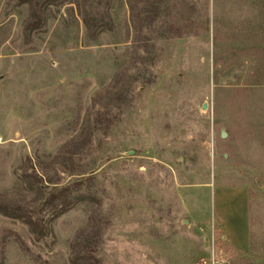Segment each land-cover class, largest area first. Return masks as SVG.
<instances>
[{
    "label": "rangeland",
    "instance_id": "rangeland-1",
    "mask_svg": "<svg viewBox=\"0 0 264 264\" xmlns=\"http://www.w3.org/2000/svg\"><path fill=\"white\" fill-rule=\"evenodd\" d=\"M185 2L138 37L128 0H111L113 29L92 42L75 4L35 26L0 0V196L36 210V175L45 198L87 196L42 238L0 213V264H71L83 233L99 264H264V0ZM239 187L250 247L234 254Z\"/></svg>",
    "mask_w": 264,
    "mask_h": 264
},
{
    "label": "trees",
    "instance_id": "trees-1",
    "mask_svg": "<svg viewBox=\"0 0 264 264\" xmlns=\"http://www.w3.org/2000/svg\"><path fill=\"white\" fill-rule=\"evenodd\" d=\"M172 2L189 4L185 0ZM172 2L171 0H128L138 37L142 34V29L146 24L153 25L162 20L164 24L167 23L165 18L169 17L172 5H174ZM22 3L30 6L31 23L33 21L38 23L35 26L47 23V20L39 18V11H44L50 6L75 4L86 27L88 40L96 42L102 33L113 29V21L108 13L111 0H82V3L80 0H22ZM35 26L29 22L28 29ZM79 184L63 188L55 187L48 198H45L47 187H44V177L37 175L27 177L28 190L41 198L42 203L36 210H31L24 204L25 196L20 197V200L0 196V213L6 217L23 221L37 238L46 237L55 220L87 200L86 195L79 194ZM97 245L95 238H89L84 233L79 235L71 246V264H99L95 255Z\"/></svg>",
    "mask_w": 264,
    "mask_h": 264
},
{
    "label": "crops",
    "instance_id": "crops-1",
    "mask_svg": "<svg viewBox=\"0 0 264 264\" xmlns=\"http://www.w3.org/2000/svg\"><path fill=\"white\" fill-rule=\"evenodd\" d=\"M236 201L238 203L239 215L232 227L233 230L227 231L223 235L229 252L234 254L245 253L250 247V220H249V194L247 189L239 187L234 189Z\"/></svg>",
    "mask_w": 264,
    "mask_h": 264
},
{
    "label": "water",
    "instance_id": "water-1",
    "mask_svg": "<svg viewBox=\"0 0 264 264\" xmlns=\"http://www.w3.org/2000/svg\"><path fill=\"white\" fill-rule=\"evenodd\" d=\"M187 1H191V0H187ZM204 109H205V108H204ZM226 137H227V135H226L225 133H223V134H222V138L225 139ZM131 155H133V154H131Z\"/></svg>",
    "mask_w": 264,
    "mask_h": 264
}]
</instances>
